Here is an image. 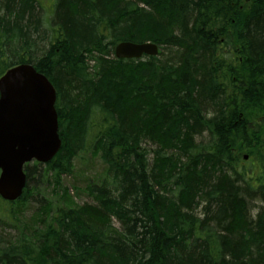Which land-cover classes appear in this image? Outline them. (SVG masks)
<instances>
[{"label": "trees", "instance_id": "trees-1", "mask_svg": "<svg viewBox=\"0 0 264 264\" xmlns=\"http://www.w3.org/2000/svg\"><path fill=\"white\" fill-rule=\"evenodd\" d=\"M53 10L47 44L39 0H0V78L27 63L47 76L62 139L50 162L25 166L18 201L0 198V222L18 228L30 185L59 187L95 129L112 177L89 189L94 204L43 209L31 233L0 246V264H264V0H55ZM106 37L161 52L117 60Z\"/></svg>", "mask_w": 264, "mask_h": 264}, {"label": "water", "instance_id": "water-1", "mask_svg": "<svg viewBox=\"0 0 264 264\" xmlns=\"http://www.w3.org/2000/svg\"><path fill=\"white\" fill-rule=\"evenodd\" d=\"M146 44V43H145ZM123 42L118 58L156 55L157 46ZM57 92L32 64L10 68L0 78V197L20 199L27 187L25 164L50 162L60 151Z\"/></svg>", "mask_w": 264, "mask_h": 264}, {"label": "rangeland", "instance_id": "rangeland-1", "mask_svg": "<svg viewBox=\"0 0 264 264\" xmlns=\"http://www.w3.org/2000/svg\"><path fill=\"white\" fill-rule=\"evenodd\" d=\"M42 6V20L45 22V25H50L49 19L52 17V13L54 12V4L55 0H39ZM79 165V164H78ZM103 170V166L99 161H95L92 163L89 168H76V174L72 177L68 176L64 178V185L70 189V193L72 198L69 199H62L58 193V190H55L53 186V181L49 180H42L36 179L34 184L40 185V191L42 193V199H35L31 198L27 204H16L14 207V211L19 216V220L21 221L18 223V228H12L11 226L7 225L9 223L6 220V224L0 222V246L6 245L10 242H13L15 236L18 234V229L25 228L29 230V233L32 232L31 224L36 226L38 224L32 223V218L38 219V216L42 213L43 209L49 208L51 205L54 208H58L59 206L65 207H77L83 203H92L93 199L87 194L85 190V182H82L83 179L89 178L93 176V174L97 175ZM83 176V177H82ZM98 182L103 178V175L98 176ZM57 189V186H56ZM40 197V196H39ZM41 198V197H40ZM256 206L252 209L253 215L256 214ZM52 207V206H51ZM49 216V215H48ZM48 216H45L44 222H39L40 227L45 225L48 221ZM24 224V227L21 226ZM34 228V227H33Z\"/></svg>", "mask_w": 264, "mask_h": 264}, {"label": "bare ground", "instance_id": "bare-ground-1", "mask_svg": "<svg viewBox=\"0 0 264 264\" xmlns=\"http://www.w3.org/2000/svg\"><path fill=\"white\" fill-rule=\"evenodd\" d=\"M42 25L46 29L45 32L47 34V40H48L47 44H48V42L51 43V41H52V44H53L52 37L55 36L54 35L55 32L53 33V30L55 29L53 21H52V23H50V25L47 26V25H45V22L42 20ZM102 26H100V28H99V31H98L99 34H102V31H101ZM105 41L109 45L111 43L112 49H111V54L110 55L113 56L114 58H116L117 60L134 61L135 63H145L150 58L159 56V54L161 52V47L158 44L148 41V42H141V43H137V44H145L146 43L145 45L157 46L158 53L156 55L150 56V55H145L144 54L143 56H140V57L118 58L115 52H117L118 47L123 42L112 40V38H109V37H106ZM47 44H45V45H47ZM241 102H242V100H241ZM95 122H96V120H95ZM95 122L93 121L94 124H95ZM85 134H86V132H85ZM97 134H98V129L93 130L92 134H88V138H90L91 140L89 142L86 141V140L84 141V138H86V135H85L83 140L76 147L75 152H74V154L72 156V163L74 164V167L72 168V171L70 172V174L62 175V177H61V182L62 183L59 185V187H57V189H55V190H58V193H59V195L61 196L62 199L66 200V199L72 198V195L70 193V189L67 186H65L63 182H64V178H67L68 176L72 177V175H73V177L75 176L76 168H80V169L89 168L92 163H95V161H99L101 163V165L103 166V170L99 174H97V175L93 174V176H90L89 178H85V179L82 180V182H85V190H86L88 195L90 194L89 189L91 187L102 184V182L107 177L108 178L112 177L111 173H110V167H109V165L106 162L103 161L101 151L99 149H93L92 148V144L94 143L93 140L97 139ZM246 137H247V139L250 142L253 141V139H254V137H252V135H246ZM244 142H246V140H244ZM243 155H246V153H244ZM100 175H103V178L98 182V179H99L98 176H100ZM30 192H31V195H32V197H30V199L31 198H35V199H38V200L42 199V193L40 191V185L34 184V182H33L30 185ZM91 198L93 199V197H91ZM94 203H95V200L93 199L92 203L87 202V203H83V204H80V205L83 206V205H86V204L88 205V204H94ZM258 207H259V205L257 204L256 210H255L256 214L258 212ZM251 214H252V216L256 215V214L253 215L252 212H251ZM15 240H20L18 235L15 236Z\"/></svg>", "mask_w": 264, "mask_h": 264}]
</instances>
